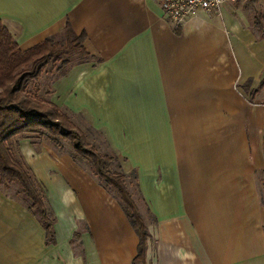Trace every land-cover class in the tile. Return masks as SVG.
I'll use <instances>...</instances> for the list:
<instances>
[{
    "label": "crops",
    "instance_id": "obj_1",
    "mask_svg": "<svg viewBox=\"0 0 264 264\" xmlns=\"http://www.w3.org/2000/svg\"><path fill=\"white\" fill-rule=\"evenodd\" d=\"M217 16L175 26L154 0H0L20 51L84 35L87 60L49 85L47 102L78 118L130 174L148 238L74 162L18 142L41 187L53 243L0 188V264H264V40ZM118 171V170H117Z\"/></svg>",
    "mask_w": 264,
    "mask_h": 264
},
{
    "label": "trees",
    "instance_id": "obj_2",
    "mask_svg": "<svg viewBox=\"0 0 264 264\" xmlns=\"http://www.w3.org/2000/svg\"><path fill=\"white\" fill-rule=\"evenodd\" d=\"M62 33L63 45L54 42V37H49L20 51L0 23V188L7 189L11 185L17 187L20 200L40 222L45 243H53L52 222L43 203L42 189L24 164L17 140L28 139L32 145L45 141L60 152L63 150L61 143L68 144L71 159L84 164L103 188L117 198L126 220L137 236L134 260L141 263L148 234L124 186L125 176L119 171L110 172L105 168L112 159L116 162L115 158L97 154L94 147L86 142L84 135L56 106L26 92L28 83L40 76L43 66L49 61L54 63L59 55L79 52L90 58L84 48V35H73L68 24H65ZM130 175L134 180L135 173Z\"/></svg>",
    "mask_w": 264,
    "mask_h": 264
},
{
    "label": "rangeland",
    "instance_id": "obj_3",
    "mask_svg": "<svg viewBox=\"0 0 264 264\" xmlns=\"http://www.w3.org/2000/svg\"><path fill=\"white\" fill-rule=\"evenodd\" d=\"M224 5L227 7V11L231 19H236L245 29L253 32L258 38L264 40V0H233L232 2H227ZM53 41L59 42L63 45V33L61 35L55 36ZM57 58L58 60H56L54 63L50 61L47 62L43 66L40 76L35 81L29 82L27 85L26 92L30 95H34L36 99L40 101L47 102L49 95L48 91L50 90L49 85L51 86L55 79L63 75L65 71H67V69H69L71 66L80 63L81 61L87 60L86 56L81 55L79 52H73L69 55H59ZM69 120L84 135L86 142L94 147V150L97 154L104 155L110 159L113 158L101 143L100 138L97 135L87 131L85 125L78 118L69 117ZM20 140H25L27 143H29V145L35 148L45 144L49 148L50 152L54 153L55 155H60V153L63 151L64 153H69V146L66 143H61L63 150L60 152L45 141L32 145L28 139L20 138L17 141L19 142ZM81 167L88 171L84 164H81ZM105 168L110 172H117L118 170L117 164L113 161V159L110 161V163L106 164ZM132 180V176L129 175L128 181L124 180L123 183L134 203L137 201ZM257 180L261 199L264 203V175L258 176ZM99 184L101 187H103L101 182H99ZM1 190L5 192V194L10 198L17 200L19 203L25 206V204L20 200L21 195L17 193L18 189L15 185H11L7 189L1 188Z\"/></svg>",
    "mask_w": 264,
    "mask_h": 264
},
{
    "label": "built area",
    "instance_id": "obj_4",
    "mask_svg": "<svg viewBox=\"0 0 264 264\" xmlns=\"http://www.w3.org/2000/svg\"><path fill=\"white\" fill-rule=\"evenodd\" d=\"M162 16L175 26H182L200 15L217 16L227 2L233 0H154Z\"/></svg>",
    "mask_w": 264,
    "mask_h": 264
}]
</instances>
